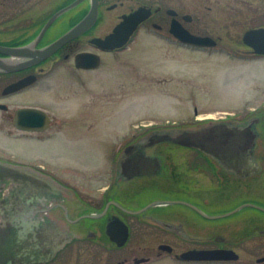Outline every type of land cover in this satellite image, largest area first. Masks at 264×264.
I'll list each match as a JSON object with an SVG mask.
<instances>
[{
  "label": "flooded vegetation",
  "instance_id": "flooded-vegetation-1",
  "mask_svg": "<svg viewBox=\"0 0 264 264\" xmlns=\"http://www.w3.org/2000/svg\"><path fill=\"white\" fill-rule=\"evenodd\" d=\"M126 1L98 0L89 27L38 59L35 52L72 32L88 16L93 0H0V46L25 50L16 59L0 50V138L7 144H26L25 149H14L0 143V164L17 168L12 175L0 176V264H151L164 253L185 262L173 241L154 243L150 229L191 244L187 250H235L249 232L229 228H256L264 234L262 219L227 225V218L242 212L264 215V101L220 116L194 105L191 121L153 126L142 120L113 137L115 129L97 128L98 120L110 116L101 110L88 112L102 106L103 87L86 97L85 74L103 66L104 53L123 52L141 26L151 22L158 30L155 40L180 49L207 51L223 40L198 29L201 17L195 10L181 12L176 6L135 0L128 12L116 15L111 30L99 33L104 20L109 21L104 11L114 12ZM229 1L237 4L227 6V54L243 62H264V52L245 40L250 30L264 31V0ZM202 3L195 0L197 10ZM141 7L151 13L125 46L106 50L94 42L111 33L123 15ZM239 24L250 27L235 36L232 27ZM177 25L214 41L208 46L187 43L174 33ZM82 53L98 55L100 64L78 66L75 60ZM175 56L172 63L179 59ZM168 64L165 68L177 70ZM119 68L113 70L115 101L119 89L125 95V77L127 99L134 96L136 83L134 64L127 71ZM143 77L148 78L147 71ZM254 78L264 97V77ZM222 122L245 128L227 130V145L163 140L166 132L198 130L210 123L218 127ZM163 244L172 249H161ZM239 257L191 262L227 264Z\"/></svg>",
  "mask_w": 264,
  "mask_h": 264
},
{
  "label": "rangeland",
  "instance_id": "rangeland-1",
  "mask_svg": "<svg viewBox=\"0 0 264 264\" xmlns=\"http://www.w3.org/2000/svg\"><path fill=\"white\" fill-rule=\"evenodd\" d=\"M200 1L203 3L197 10L195 0H135L136 4L147 2L152 5L176 6L181 12L192 13L195 10V13L197 11L201 17L198 29L207 34L221 35L223 40L218 46L207 51L186 47L180 49L168 42L155 40L157 37L155 33L158 30L152 26L151 22L141 26L133 41L123 52L104 53L103 66L85 74L87 78L86 97L95 95L98 86L103 87L102 106H92L88 112L98 113L101 110L110 116L109 119L98 120L97 128L115 129L110 132L113 137V133H122V130L127 129L128 124L136 123L138 125L142 120L154 122L153 126L164 125L166 121L172 123L188 118V121H191L195 111L194 105L202 112L220 116L225 115L226 112L239 111L244 106L257 107L261 101H264V97L259 94L260 89H256L258 83L254 78L257 77L261 81V78L264 77V62L260 60L243 62L241 59L227 54V6H236L237 3L229 0ZM132 3V0H127L124 6L114 12L105 10L104 16L109 17V21L104 20L103 29L99 30V33L111 30L117 22L116 15L128 12ZM249 27L248 24H239L232 27L231 32L235 36H240ZM175 54H177V58L179 56V59L172 63L176 58ZM131 63L135 66L136 75L134 96L127 99L128 88L127 77H125V95H122L121 89H119V95L117 94L119 99L115 101L114 93L116 91L113 88V82L117 73L113 70H115V66L119 65L120 70L127 71L128 65ZM165 64H168V68L177 70L167 69ZM146 71L148 78L145 79L143 76ZM163 79L168 81L161 82ZM144 80L147 82L146 85L139 83ZM190 99L195 101V104ZM74 103L73 100L71 102L73 108ZM0 143L14 149L26 148V144L12 142L7 144L5 138L2 137ZM258 219L264 220V215L242 212L227 218V225H246ZM229 229L237 231V233L243 231L249 233L243 242L234 246L235 251L240 255L239 259L227 264H264V261H257L258 258L264 257V234L258 232L256 228ZM150 230L154 243L162 240L173 241L176 253L187 250L191 246L189 243L172 239L155 228ZM151 264L209 263L180 262L175 260L174 253H164L160 259L153 260Z\"/></svg>",
  "mask_w": 264,
  "mask_h": 264
},
{
  "label": "water",
  "instance_id": "water-1",
  "mask_svg": "<svg viewBox=\"0 0 264 264\" xmlns=\"http://www.w3.org/2000/svg\"><path fill=\"white\" fill-rule=\"evenodd\" d=\"M78 2V0H77ZM75 2V3H77ZM97 2L98 0H93V7L84 20L75 27V29L64 35L62 38L58 39L51 45L38 50L35 52V57L42 59L50 55L54 50L57 49L62 43L67 39L73 37L80 29H85L89 27L97 16ZM73 3L72 5H74ZM71 5V6H72ZM151 10L149 8L141 7L130 14L123 15L121 22L114 28V30L109 33L105 38L96 39L94 42L98 44L103 49L112 50L115 48L123 47L131 38L135 30L138 28L139 24L149 17ZM178 26V25H177ZM174 33L180 36L183 41L191 44L208 46L212 45L213 38L210 36H197L191 34L182 26H178L177 29H173ZM245 40L252 46L256 48L258 52H264V31L260 29L250 30L246 36ZM0 50L6 51L13 57H22L25 55V50L21 48H3L0 46ZM76 64L81 67H96L100 64L99 56L90 57L87 54H79L76 57ZM1 64V63H0ZM36 110L27 109V113H33ZM217 123H210L200 127V129L183 128L177 129L171 132H166L163 140H174L183 144L191 145H227V130H235L237 128H245L242 124H232L227 122H222L216 127ZM26 127V126H24ZM217 128L218 131L212 128ZM32 129V126H28ZM208 129H212L208 132ZM0 176L12 175L17 169L15 166L5 167V165L0 164ZM161 249L171 250L172 247L167 244L160 246ZM239 254L233 249H190L178 254V258L182 260H228L237 259ZM259 262L264 261V257L258 259Z\"/></svg>",
  "mask_w": 264,
  "mask_h": 264
}]
</instances>
